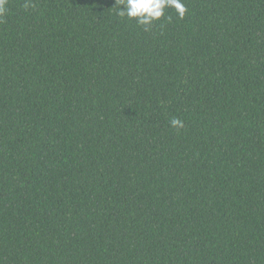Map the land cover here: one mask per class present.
Instances as JSON below:
<instances>
[{
	"label": "trees",
	"instance_id": "obj_1",
	"mask_svg": "<svg viewBox=\"0 0 264 264\" xmlns=\"http://www.w3.org/2000/svg\"><path fill=\"white\" fill-rule=\"evenodd\" d=\"M27 2L0 15V264H264V0L149 31Z\"/></svg>",
	"mask_w": 264,
	"mask_h": 264
},
{
	"label": "clouds",
	"instance_id": "obj_2",
	"mask_svg": "<svg viewBox=\"0 0 264 264\" xmlns=\"http://www.w3.org/2000/svg\"><path fill=\"white\" fill-rule=\"evenodd\" d=\"M116 3L120 5L116 15L135 20L144 31H149L156 22L165 18V10L168 8L173 9L179 19H183L188 11L184 0H116ZM5 5L6 0H0V15L4 14ZM24 6L25 8L30 6L27 0ZM166 18L171 20L170 16ZM170 126L177 129L183 128V121L173 118L170 120Z\"/></svg>",
	"mask_w": 264,
	"mask_h": 264
}]
</instances>
